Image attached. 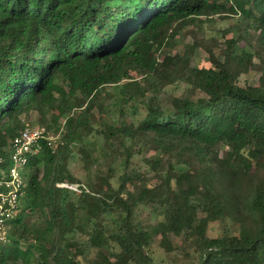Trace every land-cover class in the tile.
Here are the masks:
<instances>
[{
    "label": "trees",
    "instance_id": "1",
    "mask_svg": "<svg viewBox=\"0 0 264 264\" xmlns=\"http://www.w3.org/2000/svg\"><path fill=\"white\" fill-rule=\"evenodd\" d=\"M215 15L238 16L223 43L167 52ZM31 110L60 141L27 165L0 264H264V0H0V154Z\"/></svg>",
    "mask_w": 264,
    "mask_h": 264
},
{
    "label": "rangeland",
    "instance_id": "2",
    "mask_svg": "<svg viewBox=\"0 0 264 264\" xmlns=\"http://www.w3.org/2000/svg\"><path fill=\"white\" fill-rule=\"evenodd\" d=\"M238 21V16L225 18L224 16L215 15L213 18L205 21V22H194V23H188L185 25L184 29L181 31V34L177 36V39L174 40V44L172 48H169L167 52L176 53L177 49L182 48L185 44H192L194 41L198 40H205V41H211V43H223L224 37L223 33L224 30L231 27L232 25L236 24ZM216 41V42H215ZM201 57L197 58V62L200 66H209L210 62L207 60L208 53L204 50V48H201ZM261 77V73L257 71H251L248 74H244L241 76V83L242 84H250V85H256L259 83ZM184 85H171L167 87V95H180L184 90ZM186 91V88H185ZM102 97L99 99L101 101V104L99 102L98 109H95V119L98 120V123L104 124V122L111 116L109 114L108 108L111 105V103L114 101V90L112 88H108L105 90H102ZM200 96V95H199ZM143 104V103H142ZM141 110L143 111V108L141 107ZM100 111V112H99ZM28 115L31 117L26 116V122L34 123V124H40L38 122V113L34 112L33 110L27 112ZM132 116V114H129ZM51 114L48 113L46 116V119L50 121ZM130 119V118H128ZM89 138H92V136H89ZM73 152L74 156L71 158V168L74 172V174L81 180L85 181L86 178V172L84 168V162L82 160V157L77 152L78 148ZM156 155L155 151H151L149 153H145L144 156H152ZM145 170V168H143ZM22 172L24 176L30 175L32 173V169L30 168H22ZM150 210H139V215L141 220L146 223H156L155 215L149 213ZM233 226V225H232ZM222 234V226L220 223L215 222L210 225L209 228V235L212 237L221 236ZM161 237L158 236L155 238V242L153 245V253L155 257L158 259V261L166 259V255L163 251V249L159 246ZM191 256H196L194 253V249H189ZM186 252L179 253V256L177 259L179 260H185ZM171 257H174V254L170 255ZM166 261V260H165ZM166 263V262H165Z\"/></svg>",
    "mask_w": 264,
    "mask_h": 264
},
{
    "label": "built area",
    "instance_id": "3",
    "mask_svg": "<svg viewBox=\"0 0 264 264\" xmlns=\"http://www.w3.org/2000/svg\"><path fill=\"white\" fill-rule=\"evenodd\" d=\"M59 141L60 135L47 126L25 122L5 148L6 152L0 154V244L6 242L8 222L19 214L21 198L26 193L22 168H27L31 159L39 156L42 144L54 148ZM4 154L8 155V160ZM58 185L77 190L73 184Z\"/></svg>",
    "mask_w": 264,
    "mask_h": 264
}]
</instances>
